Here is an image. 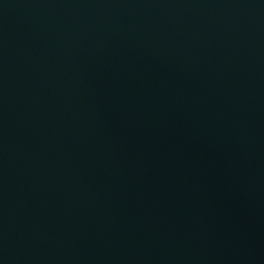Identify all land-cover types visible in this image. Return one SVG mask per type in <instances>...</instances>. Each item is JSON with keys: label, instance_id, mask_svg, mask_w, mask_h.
Masks as SVG:
<instances>
[{"label": "water", "instance_id": "obj_1", "mask_svg": "<svg viewBox=\"0 0 264 264\" xmlns=\"http://www.w3.org/2000/svg\"><path fill=\"white\" fill-rule=\"evenodd\" d=\"M0 264H264V0H0Z\"/></svg>", "mask_w": 264, "mask_h": 264}]
</instances>
